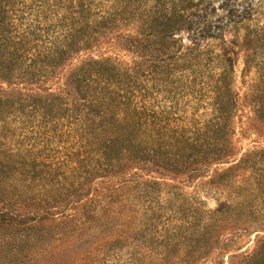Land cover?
<instances>
[{
	"label": "trees",
	"instance_id": "1",
	"mask_svg": "<svg viewBox=\"0 0 264 264\" xmlns=\"http://www.w3.org/2000/svg\"><path fill=\"white\" fill-rule=\"evenodd\" d=\"M216 1L0 0V264H264V0Z\"/></svg>",
	"mask_w": 264,
	"mask_h": 264
},
{
	"label": "rangeland",
	"instance_id": "2",
	"mask_svg": "<svg viewBox=\"0 0 264 264\" xmlns=\"http://www.w3.org/2000/svg\"><path fill=\"white\" fill-rule=\"evenodd\" d=\"M237 1L240 2L241 4L251 3L254 5L259 0H237ZM221 2H222V0H217L215 3L216 6ZM242 66H243L242 59H241V57H239V60H238L237 66H236L237 83L240 81L239 74H240V70L242 69ZM249 78H255L253 71L250 72V74L246 77V79H249ZM238 85L240 86L242 93L247 91L246 85L242 86L239 83H238ZM241 111L238 112V114L242 113V114H244V117H242V122L240 124L242 126V128H239V126L237 125L236 137L238 140V146L242 147L243 151L245 149H251V148H254L256 150L260 149V148H264V130L258 131L256 129H253L252 128L253 126L250 127V125L247 126L246 123L244 124L243 121L246 120L245 115H251V112L248 110V108L241 109ZM245 127H246V129H245ZM189 190H191V188ZM199 195L202 196L203 200L205 201L206 207H208L210 209H213L216 207L217 200H218L216 197L206 195L202 190L200 191ZM254 234H255V232L254 233L252 232L249 236L244 237L240 241V243L237 246H235V248L238 247L237 252L243 251L247 247L251 246V240L253 239ZM260 234L264 235V229L262 232H260ZM235 248H233V250H235ZM222 261L224 263H226L228 261V259L224 256L222 258Z\"/></svg>",
	"mask_w": 264,
	"mask_h": 264
}]
</instances>
